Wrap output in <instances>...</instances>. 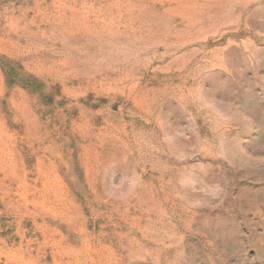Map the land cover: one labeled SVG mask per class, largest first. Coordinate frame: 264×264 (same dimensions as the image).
Segmentation results:
<instances>
[{
	"label": "rangeland",
	"instance_id": "rangeland-1",
	"mask_svg": "<svg viewBox=\"0 0 264 264\" xmlns=\"http://www.w3.org/2000/svg\"><path fill=\"white\" fill-rule=\"evenodd\" d=\"M0 264H264V0H0Z\"/></svg>",
	"mask_w": 264,
	"mask_h": 264
},
{
	"label": "clouds",
	"instance_id": "clouds-1",
	"mask_svg": "<svg viewBox=\"0 0 264 264\" xmlns=\"http://www.w3.org/2000/svg\"><path fill=\"white\" fill-rule=\"evenodd\" d=\"M131 191L132 189L130 188L127 192L125 193H120L121 196H124V195H130L131 194Z\"/></svg>",
	"mask_w": 264,
	"mask_h": 264
}]
</instances>
